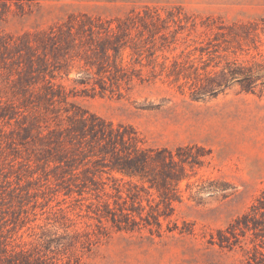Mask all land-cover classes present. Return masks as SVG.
<instances>
[{
  "label": "rangeland",
  "instance_id": "rangeland-1",
  "mask_svg": "<svg viewBox=\"0 0 264 264\" xmlns=\"http://www.w3.org/2000/svg\"><path fill=\"white\" fill-rule=\"evenodd\" d=\"M118 21L130 25L122 42L144 46L154 69L135 65L140 78L114 91L79 84L85 62L101 61L98 46L116 42L107 30ZM119 59L136 56L127 48ZM173 64L189 78L170 74ZM210 79L219 94L194 100ZM83 112L197 159L159 226L117 230L95 215L112 198L47 178L39 137ZM141 195L147 215L157 198ZM4 246L48 264H264V0H0Z\"/></svg>",
  "mask_w": 264,
  "mask_h": 264
},
{
  "label": "trees",
  "instance_id": "trees-1",
  "mask_svg": "<svg viewBox=\"0 0 264 264\" xmlns=\"http://www.w3.org/2000/svg\"><path fill=\"white\" fill-rule=\"evenodd\" d=\"M168 19L175 23L172 17ZM144 20L141 19L142 26L148 29V24ZM117 23L115 30L110 26L107 30V33L115 35L116 42L112 40L98 46L101 61L85 62L78 72L80 76L76 81L79 84L89 86L92 90L98 87L99 92L114 91L123 84L128 85L134 77L140 78L141 69H136L135 65L151 66L154 69L155 61L147 59L149 61H146L145 65L142 63L144 46L139 47L135 43L126 45V41L122 42V38L128 35L130 25L123 28L121 26L125 24L123 21ZM161 23V28H166L167 21L162 20ZM90 32L93 33L92 30ZM127 48L136 56L130 63L118 60L122 51ZM110 50L113 51L112 56L115 58L107 61ZM151 55L153 56L154 52L146 57ZM103 58L106 60L102 61ZM173 65L174 70L170 71V74L177 78L180 76L184 79L189 78L188 74L183 73L185 70L183 66ZM231 77L234 78L233 74ZM221 86L222 83L218 80L210 79L207 85L195 87L192 98L200 100L205 95L213 98L219 94ZM245 90L250 91V86ZM66 118V125L60 122L58 128L49 131L44 137H39V140H44L49 147L46 151L45 165L47 168H50L49 163L53 165L45 174L47 178L51 175L55 181H59V185L67 189V192H72V187L80 186L92 191L96 199L112 198L113 207L104 201L102 208L98 209L95 215L109 221L117 230L133 231L142 224L159 226L160 217L168 218L171 215L173 204L182 200L179 185L188 178V169L193 170L200 166L197 159L182 156V149L171 151L144 147L131 127L114 126L86 112L73 113ZM78 179H81V184L75 185L74 181ZM152 191L157 202L150 208L151 213L143 215L145 207L141 194L150 195ZM75 192L80 195L83 191ZM0 264L48 263L35 262L27 252L7 250L4 246L0 247Z\"/></svg>",
  "mask_w": 264,
  "mask_h": 264
}]
</instances>
